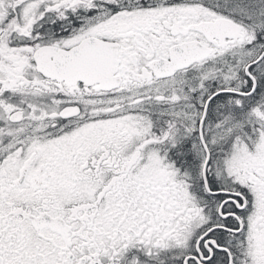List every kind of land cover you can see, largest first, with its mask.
<instances>
[{
  "label": "snow or ice",
  "instance_id": "1",
  "mask_svg": "<svg viewBox=\"0 0 264 264\" xmlns=\"http://www.w3.org/2000/svg\"><path fill=\"white\" fill-rule=\"evenodd\" d=\"M0 264H264V0H0Z\"/></svg>",
  "mask_w": 264,
  "mask_h": 264
}]
</instances>
